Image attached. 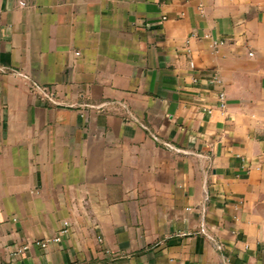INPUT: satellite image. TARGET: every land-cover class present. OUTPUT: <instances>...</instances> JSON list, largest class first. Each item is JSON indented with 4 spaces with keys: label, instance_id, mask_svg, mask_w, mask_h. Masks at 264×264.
Masks as SVG:
<instances>
[{
    "label": "crops",
    "instance_id": "crops-1",
    "mask_svg": "<svg viewBox=\"0 0 264 264\" xmlns=\"http://www.w3.org/2000/svg\"><path fill=\"white\" fill-rule=\"evenodd\" d=\"M0 264H264V0H0Z\"/></svg>",
    "mask_w": 264,
    "mask_h": 264
},
{
    "label": "built area",
    "instance_id": "built-area-1",
    "mask_svg": "<svg viewBox=\"0 0 264 264\" xmlns=\"http://www.w3.org/2000/svg\"><path fill=\"white\" fill-rule=\"evenodd\" d=\"M224 44H225L224 42L214 41L212 43V47L214 49H217L219 46L224 45ZM191 67L192 68H195L194 63H191ZM209 82L211 84H213V85H216V86H221L222 85V80H221V78L217 74L212 75L210 77V79H209ZM218 98H219V102H220V107L221 108H225L226 107V93L224 91H221L219 93V95H218ZM209 113H211V111H209ZM69 227H70V224L69 223H65L64 224V228L62 230V234H66L68 232V230H69ZM60 240H61V238L59 237V238L54 239L53 242H58ZM50 242L51 241H47L46 240V241L37 242L36 244L37 245H40L42 247H46Z\"/></svg>",
    "mask_w": 264,
    "mask_h": 264
}]
</instances>
